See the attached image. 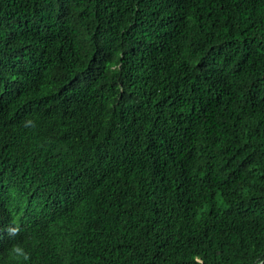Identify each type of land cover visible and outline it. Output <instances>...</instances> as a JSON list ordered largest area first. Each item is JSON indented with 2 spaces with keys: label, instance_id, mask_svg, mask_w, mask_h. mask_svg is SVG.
Segmentation results:
<instances>
[{
  "label": "trees",
  "instance_id": "16d2710c",
  "mask_svg": "<svg viewBox=\"0 0 264 264\" xmlns=\"http://www.w3.org/2000/svg\"><path fill=\"white\" fill-rule=\"evenodd\" d=\"M13 220L0 264H264V0H0Z\"/></svg>",
  "mask_w": 264,
  "mask_h": 264
},
{
  "label": "clouds",
  "instance_id": "9594fccd",
  "mask_svg": "<svg viewBox=\"0 0 264 264\" xmlns=\"http://www.w3.org/2000/svg\"><path fill=\"white\" fill-rule=\"evenodd\" d=\"M23 126L25 128H35L36 124L33 119H26L23 122ZM6 231L8 233L9 237H15L18 236L21 232V225L18 222V220H13L6 229H0V232ZM2 238V237H0ZM11 253L13 254L14 258L23 261H29L31 259V254L27 252L22 246L19 244H15L11 248Z\"/></svg>",
  "mask_w": 264,
  "mask_h": 264
}]
</instances>
